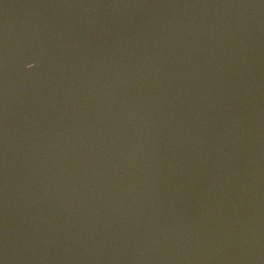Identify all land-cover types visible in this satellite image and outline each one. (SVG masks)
<instances>
[{
  "label": "water",
  "instance_id": "1",
  "mask_svg": "<svg viewBox=\"0 0 264 264\" xmlns=\"http://www.w3.org/2000/svg\"><path fill=\"white\" fill-rule=\"evenodd\" d=\"M0 264H264V0H0Z\"/></svg>",
  "mask_w": 264,
  "mask_h": 264
}]
</instances>
